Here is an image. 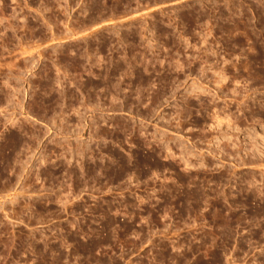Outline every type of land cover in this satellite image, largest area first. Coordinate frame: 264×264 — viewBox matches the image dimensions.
Wrapping results in <instances>:
<instances>
[{
  "label": "rangeland",
  "instance_id": "1",
  "mask_svg": "<svg viewBox=\"0 0 264 264\" xmlns=\"http://www.w3.org/2000/svg\"><path fill=\"white\" fill-rule=\"evenodd\" d=\"M255 131L264 0H0V264H264Z\"/></svg>",
  "mask_w": 264,
  "mask_h": 264
},
{
  "label": "bare ground",
  "instance_id": "2",
  "mask_svg": "<svg viewBox=\"0 0 264 264\" xmlns=\"http://www.w3.org/2000/svg\"><path fill=\"white\" fill-rule=\"evenodd\" d=\"M231 29V28H230ZM22 48V47H21ZM26 53V52H25ZM221 78V77H220ZM217 81V80H216ZM192 91V90H191ZM190 91V92H191ZM202 91V90H201ZM194 92V91H193ZM158 94V93H157ZM54 102V101H53ZM235 102V101H234ZM236 103V102H235ZM53 107V106H52ZM16 108V107H15ZM239 108V107H238ZM225 113V112H224ZM208 115V114H207ZM220 117V116H219ZM228 117V116H227ZM226 118V117H225ZM216 122V121H215ZM217 123V122H216ZM125 126V125H124ZM234 128V127H233ZM226 131V130H225ZM232 132H233V130H232ZM236 132V131H235ZM237 133V132H236ZM253 134V138H259V140H260V138L262 139L263 138V134H261V133H258L257 131H255V132H253L252 133ZM246 136V135H245ZM7 137V136H6ZM15 137V136H14ZM230 137V136H229ZM228 137V138H229ZM237 137V136H236ZM235 137V138H236ZM249 138V137H248ZM253 138H251V139H253ZM19 139V138H18ZM221 139V138H220ZM227 139V138H226ZM244 139H246V138H244ZM10 140V139H9ZM225 140V139H224ZM231 140V139H230ZM235 140V139H234ZM239 140V139H238ZM254 140V139H253ZM262 140H264V139H262ZM11 141V140H10ZM232 141H233V139H232ZM249 141H250V138H249ZM255 141V140H254ZM253 141V142H254ZM216 142V141H215ZM227 142V141H226ZM235 142H236V140H235ZM260 142H264V141H260ZM13 143V144H12ZM11 144H12V147L9 145V143H7L8 145L4 148V149H2V150H0V160L3 162V163H5V162H8V159L9 158H11V156L12 155H10L11 153H12V151H13V149L15 150V147L13 148V146L15 145L14 143H15V140H13V142H12ZM221 143V142H220ZM230 143H232V142H230ZM238 143V142H237ZM254 143H256V142H254ZM253 143V144H254ZM228 144V143H227ZM235 144V143H234ZM264 144V143H263ZM5 145H6V143H5ZM237 145V144H236ZM254 145H256V144H254ZM253 145V146H254ZM29 146V145H28ZM182 146V145H181ZM219 146V145H218ZM230 147V146H229ZM231 147H233V144L231 145ZM256 147V146H255ZM1 148V147H0ZM252 148V147H251ZM183 149V148H182ZM222 149V148H221ZM237 149V148H236ZM235 149V150H236ZM245 149V148H244ZM184 150H186V149H184ZM214 150H216V149H214ZM248 150V149H247ZM256 151V150H255ZM84 152V151H83ZM185 152V151H184ZM215 152V151H214ZM15 153V152H14ZM250 153V152H249ZM262 153V152H261ZM261 153H259L260 154V156H261ZM149 154V153H148ZM234 154V153H233ZM238 154V153H237ZM246 154V153H245ZM254 154V153H253ZM147 155V154H146ZM263 155V154H262ZM240 156V155H239ZM245 156V155H244ZM248 156V155H247ZM250 156V155H249ZM257 156H258V154H257ZM242 158H243V156H242ZM146 159V158H145ZM207 159V158H206ZM22 160V159H21ZM123 160V159H122ZM247 160H248V158H247ZM255 161V160H254ZM258 161V160H257ZM256 161V162H257ZM22 162V161H21ZM261 162H263V161H261ZM127 163V162H126ZM125 163V164H126ZM0 164H1V162H0ZM7 164H9V163H7ZM94 164V163H93ZM125 164H123V165H125ZM264 164V163H263ZM20 165V164H19ZM122 165V164H121ZM122 165V166H123ZM1 166V168L3 167L2 165H0ZM98 165H96V167H97ZM83 167V166H82ZM102 167V166H101ZM106 167V166H105ZM121 167V166H120ZM94 168V167H93ZM97 168H99V167H97ZM8 169V168H7ZM67 169V168H66ZM90 169V168H89ZM88 169V170H89ZM100 169V168H99ZM122 169V168H121ZM1 170H3V169H0V172H1ZM88 170L85 172V173H87L88 172ZM92 170V169H91ZM91 170H89V172H88V175H89V173H90V171ZM97 170V169H96ZM123 170V169H122ZM121 170V171H122ZM12 171V170H11ZM14 171V170H13ZM85 171V170H84ZM97 171H99V170H97ZM120 171V170H119ZM118 171V172H119ZM92 172V171H91ZM93 173L94 172H92L90 175H92V176H94L93 175ZM96 173V172H95ZM99 173H101V171L99 172ZM17 174V173H16ZM82 175H83V173H81ZM118 174V173H117ZM75 175V174H74ZM86 175V174H85ZM73 176V175H72ZM96 176V175H95ZM8 178V177H7ZM78 178V177H77ZM249 182V181H248ZM11 202H13V201H11ZM216 203V202H215ZM28 205V204H27ZM1 206V205H0ZM0 208H2V206L0 207ZM4 208V207H3ZM5 209V208H4ZM1 210V209H0ZM5 211H7V210H5ZM39 216V215H38ZM221 220V219H220ZM33 221V220H32ZM2 229V228H1ZM0 229V230H1ZM3 231V230H2ZM1 234V233H0ZM31 236V235H30ZM32 236H34V234L32 235ZM1 238V237H0ZM22 238V237H21ZM25 238V237H24ZM7 240V239H6ZM21 240V239H20ZM19 240V241H20ZM8 242V241H7ZM5 243V242H4ZM3 242H2V244H4ZM16 243V242H15ZM24 244H25V242H23ZM22 243V244H23ZM21 244V243H20ZM19 245V244H18ZM30 245H32V244H30ZM17 246V245H16ZM22 246V245H21ZM35 246V245H34ZM6 248V247H5ZM7 248H8V246H7ZM10 248V247H9ZM21 248V247H20ZM24 248V247H23ZM36 248V247H35ZM50 248V247H49ZM37 249V248H36ZM39 249V248H38ZM7 250V249H6ZM9 250V249H8ZM41 250V249H40ZM44 250V249H43ZM36 251H38V250H36ZM55 251V250H54ZM43 252V251H42ZM39 253V255H40V253L41 252H38ZM47 253V252H46ZM52 253V252H51ZM41 255H44V253L43 254H41ZM4 256V255H3ZM6 256V255H5ZM56 256H58V255H56ZM40 257V256H39ZM42 258H44V257H42ZM46 259V258H45ZM57 259H58V257H57ZM41 260V259H40ZM48 263V262H47ZM58 263V262H57ZM50 264V263H49ZM52 264V263H51Z\"/></svg>",
  "mask_w": 264,
  "mask_h": 264
}]
</instances>
